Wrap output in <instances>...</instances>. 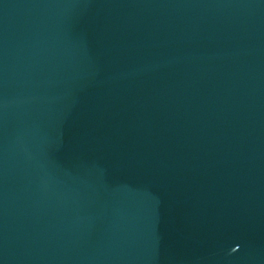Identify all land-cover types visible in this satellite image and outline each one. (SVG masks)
Returning <instances> with one entry per match:
<instances>
[{
  "label": "water",
  "instance_id": "95a60500",
  "mask_svg": "<svg viewBox=\"0 0 264 264\" xmlns=\"http://www.w3.org/2000/svg\"><path fill=\"white\" fill-rule=\"evenodd\" d=\"M0 264H264V0H0Z\"/></svg>",
  "mask_w": 264,
  "mask_h": 264
}]
</instances>
